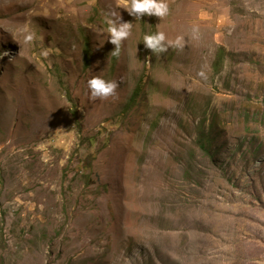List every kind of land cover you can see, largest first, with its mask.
Returning a JSON list of instances; mask_svg holds the SVG:
<instances>
[{"label": "rangeland", "instance_id": "374dc122", "mask_svg": "<svg viewBox=\"0 0 264 264\" xmlns=\"http://www.w3.org/2000/svg\"><path fill=\"white\" fill-rule=\"evenodd\" d=\"M167 3L0 0V264H264V0Z\"/></svg>", "mask_w": 264, "mask_h": 264}, {"label": "clouds", "instance_id": "9594fccd", "mask_svg": "<svg viewBox=\"0 0 264 264\" xmlns=\"http://www.w3.org/2000/svg\"><path fill=\"white\" fill-rule=\"evenodd\" d=\"M117 7L126 9L129 14L135 16L136 19H141V16L144 14H155L157 17L161 18L169 12L167 0H117ZM103 22L107 26V32L111 43L115 45L112 54L118 56L122 42L127 40L132 34L133 24L131 22L122 21L121 15H117L116 9L106 12L103 16ZM18 33L23 36V44L30 45L40 39L37 32L30 26L20 27ZM142 41L145 47L152 50V54L166 52L169 45L177 49H183L184 47V38L182 36H177L174 40H171L167 38L165 32L160 30L145 33ZM39 55L47 58L51 55V52L48 48H42ZM198 75L207 79L203 68ZM86 83L90 96L93 99L99 98L103 100L116 95L118 82L106 78L103 73L89 78Z\"/></svg>", "mask_w": 264, "mask_h": 264}, {"label": "trees", "instance_id": "16d2710c", "mask_svg": "<svg viewBox=\"0 0 264 264\" xmlns=\"http://www.w3.org/2000/svg\"><path fill=\"white\" fill-rule=\"evenodd\" d=\"M139 90V89H138ZM138 90L134 91V98L137 97V93H138ZM211 144V140L209 137H205V136H202L201 137V147L206 151V152H210V145Z\"/></svg>", "mask_w": 264, "mask_h": 264}]
</instances>
